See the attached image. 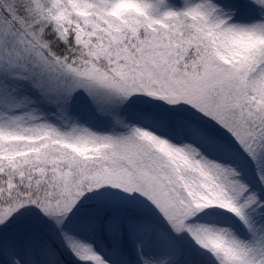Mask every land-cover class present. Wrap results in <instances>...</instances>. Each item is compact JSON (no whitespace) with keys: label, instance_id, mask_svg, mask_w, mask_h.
I'll use <instances>...</instances> for the list:
<instances>
[{"label":"snow or ice","instance_id":"snow-or-ice-1","mask_svg":"<svg viewBox=\"0 0 264 264\" xmlns=\"http://www.w3.org/2000/svg\"><path fill=\"white\" fill-rule=\"evenodd\" d=\"M0 264H264V0H0Z\"/></svg>","mask_w":264,"mask_h":264}]
</instances>
